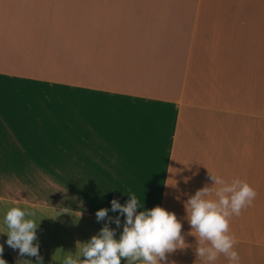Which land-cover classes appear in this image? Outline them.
<instances>
[{"label":"crops","instance_id":"obj_1","mask_svg":"<svg viewBox=\"0 0 264 264\" xmlns=\"http://www.w3.org/2000/svg\"><path fill=\"white\" fill-rule=\"evenodd\" d=\"M257 7L264 0H0V212L55 213L42 264L76 256L106 223L101 208L119 216L118 240L124 216L111 201L133 194L137 211L160 206L182 224L191 247L164 264H206L185 203L209 173L254 187ZM239 225L233 216L238 239Z\"/></svg>","mask_w":264,"mask_h":264},{"label":"clouds","instance_id":"obj_2","mask_svg":"<svg viewBox=\"0 0 264 264\" xmlns=\"http://www.w3.org/2000/svg\"><path fill=\"white\" fill-rule=\"evenodd\" d=\"M209 179L213 181L212 185L196 190L185 203L187 221L198 237L195 254L206 264H215L221 255L230 264H239L240 256L235 250L238 241L230 231V220L251 207L257 193L239 178L229 184L222 177L209 173ZM129 197L124 205L116 199L111 201V211L124 216L119 239L115 238V229L109 227V223L121 226L119 216L109 217V209L101 208L95 216L98 222L106 221L104 226L88 241L77 242L76 256H65L62 264H121L122 258L127 264H164L166 254L191 247L185 243L182 224L174 213L160 206L137 211L142 207L140 201L134 194ZM61 213L69 214L67 208H62L57 216ZM35 215L33 210L11 207L3 217L6 231L0 234L7 236L6 244L18 249L21 256L35 257L37 264H42ZM3 251L0 245V255ZM0 264H6V261L0 258Z\"/></svg>","mask_w":264,"mask_h":264},{"label":"rangeland","instance_id":"obj_3","mask_svg":"<svg viewBox=\"0 0 264 264\" xmlns=\"http://www.w3.org/2000/svg\"><path fill=\"white\" fill-rule=\"evenodd\" d=\"M257 13H264V7H257ZM258 118L254 123V138L256 139V165L252 167L251 177L254 180V189L257 193L253 205L250 207V221L248 208L242 210L240 238L235 250L240 256L239 264H264V84L258 82ZM23 209V208H21ZM6 211L0 212V232L6 231L3 226V217ZM245 212L247 214H245ZM34 219L38 223L36 235L41 255V241L53 240L56 237L55 213L35 211ZM41 219V220H40ZM238 225H235V229ZM237 235V234H236ZM7 236L0 234V245L12 257L13 264H37L35 257L21 256L18 249L14 250L6 244ZM34 243H36L34 241Z\"/></svg>","mask_w":264,"mask_h":264},{"label":"trees","instance_id":"obj_4","mask_svg":"<svg viewBox=\"0 0 264 264\" xmlns=\"http://www.w3.org/2000/svg\"><path fill=\"white\" fill-rule=\"evenodd\" d=\"M0 258L4 259L6 261V264H12L11 256L4 250L2 255H0Z\"/></svg>","mask_w":264,"mask_h":264}]
</instances>
